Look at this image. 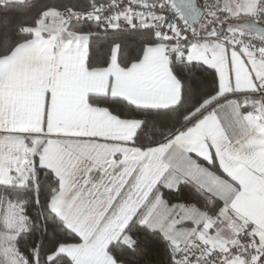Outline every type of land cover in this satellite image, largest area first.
Segmentation results:
<instances>
[{"label": "snow or ice", "instance_id": "snow-or-ice-1", "mask_svg": "<svg viewBox=\"0 0 264 264\" xmlns=\"http://www.w3.org/2000/svg\"><path fill=\"white\" fill-rule=\"evenodd\" d=\"M0 264H264V0H0Z\"/></svg>", "mask_w": 264, "mask_h": 264}]
</instances>
